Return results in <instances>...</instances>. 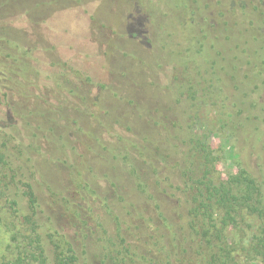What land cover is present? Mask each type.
I'll use <instances>...</instances> for the list:
<instances>
[{
  "label": "rangeland",
  "instance_id": "obj_1",
  "mask_svg": "<svg viewBox=\"0 0 264 264\" xmlns=\"http://www.w3.org/2000/svg\"><path fill=\"white\" fill-rule=\"evenodd\" d=\"M162 1L0 0V96L14 87L3 66L32 70L14 78L22 84L12 106L5 98L0 105V121L16 120V137H26L9 144L15 163L0 162V179L31 183L40 233L49 241L64 228L86 264H264L250 256L261 220L244 217L221 241L206 235L189 186L204 169L193 135L215 152L216 181L237 175L241 162L264 182V135L260 142L252 132H264V95L255 87L264 75L257 82L240 63L236 88L224 62L239 55L235 35L247 50L261 48L254 34L264 0H201L196 25L187 9ZM202 36L207 58L195 41ZM27 138L41 146L25 150ZM5 183L0 264L16 258L26 236L5 199L23 191Z\"/></svg>",
  "mask_w": 264,
  "mask_h": 264
},
{
  "label": "trees",
  "instance_id": "obj_2",
  "mask_svg": "<svg viewBox=\"0 0 264 264\" xmlns=\"http://www.w3.org/2000/svg\"><path fill=\"white\" fill-rule=\"evenodd\" d=\"M171 1L172 5L175 8L185 10L187 9L189 13L193 15L192 20L195 25L199 23V18L201 17V15L198 12L200 10L202 11V8L204 7L201 0ZM201 14H204V12H201ZM203 18L204 15L202 19ZM257 23L259 24L260 21L257 20ZM261 23L262 24L259 25L254 34V37L262 42L260 49L251 48L247 50V48H244L241 45L237 44V41H234V38L238 37V35L233 36L231 40V43H235V45H238L237 53L239 55H237L238 57H236L234 60L233 56L230 55L231 62L228 63L226 59L224 60V62H227L226 64L228 65V67L232 68V75L237 80L236 88H239L238 80H242L243 76L245 75L244 70L239 68L240 63L247 62V64L250 65V71L253 72V75L257 82L260 81V77L264 75V35L257 36L256 34L260 28L263 32L264 19ZM191 39L192 36H189L186 37L184 41L189 44ZM195 41L197 46L200 45V54H202L201 56L203 58H207V37H197L195 38ZM228 46L231 47L232 44H228ZM233 52L234 51L231 48L230 53ZM261 54H263L262 57ZM243 55L245 57L241 61V59L239 58ZM205 62L207 63L206 60ZM215 66H218L217 62H215ZM3 67L4 70L2 71L8 76L10 75L12 77L11 82L13 83L14 87L12 88L13 91L6 93L4 96H0V105L2 104V102H4L5 98V101L7 102H5V104L8 107H11L12 105L10 106L8 101L10 100V95H19L17 88H19V86L22 84L21 81H15L14 78L24 76V74H26L27 72L29 74L32 70H21V73L23 74H16L17 71L15 67L8 65H5ZM204 67H206V65L201 64V68L203 69ZM203 71L205 70L203 69ZM240 73L241 79H239L237 75ZM215 76L218 77L217 72H215ZM242 82L240 84H242ZM261 85L262 86L256 85L255 87H257V91L261 93V95H264V83L262 82ZM249 89L250 88H248L247 90ZM243 91H246V89H244ZM15 110H17V107L14 108V111ZM13 120L11 119L10 121H0V162L4 166H11L12 163H15V160H13V155L10 152L11 149L9 148V144L12 142V140L20 141V138L21 140L26 138L25 136H21L20 138H17L18 136L16 137V135H19V133H21V131L18 128L17 121ZM240 126L243 127V124L241 123ZM13 132H16L15 135L13 134ZM252 132L256 135L257 141H263V138L260 136L261 133H263L264 135V132H262V129L260 127H257V130H253ZM33 137L34 136H32L31 138ZM31 138H27L29 139V144L24 147L25 150H29L32 148L36 149L41 146V138ZM37 140H39L38 143ZM50 142L53 143V140H50ZM66 144L68 143L63 141V146H65ZM190 145L192 151L196 155L201 156L204 168L202 177L200 179H197L196 181H193L191 179V181L189 182V186L193 192V210L191 211V213H193V216H195L198 220L205 222V225H209L206 226V228H203L206 229V235L212 236L214 234L213 236H216V238L220 239V241L222 240L223 234L226 232V230L231 226H238L240 220H242L244 217L248 216L258 218L259 220H261V225L256 234H254L252 237V242L250 244V256L252 258L264 260V182L261 183L259 180L253 177L249 169L241 162L240 170L237 175L231 176L228 181L218 182L213 178V173L216 169L215 165L217 163L215 152L206 142H203V140L198 136H192ZM253 145L254 148L257 149L255 139L253 141ZM128 148L130 149L129 145L127 146V149ZM131 149L133 150V148ZM129 153L132 154L130 150ZM13 179L14 177H12L11 179L9 176H4L0 179V184L6 182L5 185L8 190H12L11 185L17 186L18 183L20 184V187L23 191L22 197L19 198L17 194H9V196H6L5 199L7 202V206L13 214L14 220H16L20 225L21 235L26 236L23 238V244H19V246H17V250L19 251V253L16 258L4 264H86L85 262H83L82 257H80L79 251L77 250L74 242L64 231V228H57L54 233L51 232L49 234L51 237V240H49L50 242L44 238L43 234L40 233V229L43 228L39 210L40 202L36 195L34 186L29 182H24L22 180L16 182L17 178H15V181ZM11 181H14V183H11ZM140 188L143 189L144 192L146 185H144V183H141ZM22 198L24 204L21 202ZM126 201L127 200L125 199V202ZM94 202L95 200L93 201V203ZM112 210L114 211V206ZM77 213L78 215H80L78 217H82L79 211H77ZM212 231L213 233L211 234ZM48 254L51 255V257Z\"/></svg>",
  "mask_w": 264,
  "mask_h": 264
}]
</instances>
